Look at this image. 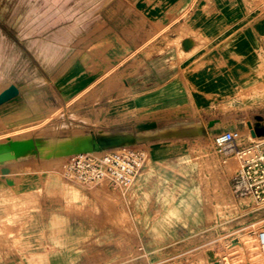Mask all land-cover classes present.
Masks as SVG:
<instances>
[{
	"label": "rangeland",
	"instance_id": "374dc122",
	"mask_svg": "<svg viewBox=\"0 0 264 264\" xmlns=\"http://www.w3.org/2000/svg\"><path fill=\"white\" fill-rule=\"evenodd\" d=\"M104 6L95 4L94 12H106ZM85 11L86 0H0V92L12 84L22 90L0 107V177L11 178L16 192L38 190L33 198L44 196L64 211L62 243L46 246L45 259L32 264H53L50 255L60 256L56 264H209L207 250H221L218 264H264L258 235L264 207L235 195L239 160L218 153L214 142L225 130L247 137L249 123L264 127V1L253 34L245 37L244 30L223 38L219 55L231 82L225 85L213 82V67L188 66L204 60L212 66L218 54L184 53L183 27L176 40L160 32L143 37L142 52L127 54L121 64L96 59L93 69L76 72L74 61L87 58L86 29L84 22L77 28L73 18L80 22ZM73 46L83 50L73 53ZM140 94L143 100L136 102ZM139 104L146 108L136 112ZM156 138L188 145L157 161L148 149ZM95 144L102 151L127 144L147 149L146 166L130 188L81 184L67 175L68 157L93 151ZM218 172L222 181L214 177ZM181 173L212 177L171 180V174ZM1 185L7 187L5 181ZM173 185L198 191L221 187L218 233L203 237L192 228L182 241L165 243L155 206L166 205ZM189 200H196L194 193ZM231 220L240 223L230 227ZM234 239L239 241L232 244Z\"/></svg>",
	"mask_w": 264,
	"mask_h": 264
},
{
	"label": "crops",
	"instance_id": "0c3cea01",
	"mask_svg": "<svg viewBox=\"0 0 264 264\" xmlns=\"http://www.w3.org/2000/svg\"><path fill=\"white\" fill-rule=\"evenodd\" d=\"M263 1L86 0L84 19L78 22L77 19L73 18V21H76L75 26L77 28L82 27V22L85 24L86 44L84 51L87 53V58L84 61H74L73 70L88 72L95 67L94 60L96 59L101 60L102 63L116 61L121 64L126 61L127 54L142 52L143 37L164 35L169 40H176L179 38V32L183 27L187 29L185 30L187 32L180 38L179 42L184 53L218 54L214 57L212 66L206 64L205 60L203 62L198 61V64L192 66L188 64V66L197 69L213 67L215 69L213 82L219 85L230 84L229 78L224 76L222 71L223 68H228L226 60L219 55L222 51V42L226 37L238 32L243 35L244 30L246 31L245 37L248 36V32L253 34V23L261 14L260 6L263 5ZM99 2L105 4L104 8L107 6L106 12H94V6ZM115 4L118 6L117 9L111 7ZM119 6L122 7L121 10ZM6 17L9 18L8 15ZM10 19H14V17L11 15ZM164 26L166 29L163 28ZM158 32L161 34L159 35ZM82 50L73 46V53ZM75 56L73 54V59ZM183 64L184 62L180 66L182 67ZM200 81L198 80V84ZM14 85L19 89L18 95L4 102L0 107L21 95V88L17 84ZM179 89L181 91V88ZM149 99L152 101V96ZM134 100L141 102L143 100L142 94L136 96ZM143 108H146L143 104L135 107L136 112ZM160 131L166 132L164 130L152 132ZM150 143L149 155L154 160L157 158V161L158 158L168 160L170 155L174 157L179 153V150L187 148V142L170 138H156ZM220 154L226 156L223 153ZM171 176L174 177L171 180H175V177L178 180L193 178L199 180L201 177L202 179L212 177L199 173L195 175L181 173L177 176L171 174ZM214 177L219 181L223 180L221 172L215 174ZM3 181L7 187L1 185ZM0 186H2L0 187V264H32L31 260L33 259L42 258L44 260L47 254L46 246L62 243L60 230L62 214L64 213L63 206L61 204H47L44 196L33 198L31 192L38 190L16 192L13 189L15 182L11 178L0 177ZM228 192L229 195L230 191ZM191 193H194L196 197L192 203L189 200ZM31 197L37 199L38 203L31 201ZM221 197L220 186L208 191L204 188L199 191L189 190L175 185L169 187L166 191V205L157 204L155 206L157 227L166 230L167 240L165 243L174 245L182 241L187 238L185 235L190 233L192 228H196L197 233H202L203 237L206 232L209 234L218 233L222 225V217L219 211ZM4 198L5 204L2 201ZM234 217L232 218L234 219ZM77 219L74 217V220L78 221ZM207 222L209 224L212 222L213 226L207 227ZM239 223L231 220L230 227H235ZM50 229H53L54 235L56 233L58 235L52 236ZM57 251H59L57 253H61L60 250ZM48 258L53 261V264L61 260L60 256L50 255Z\"/></svg>",
	"mask_w": 264,
	"mask_h": 264
},
{
	"label": "built area",
	"instance_id": "2783aa9c",
	"mask_svg": "<svg viewBox=\"0 0 264 264\" xmlns=\"http://www.w3.org/2000/svg\"><path fill=\"white\" fill-rule=\"evenodd\" d=\"M255 127L249 123L248 136L237 129L225 130L215 139L218 153L236 156L240 167L233 176L236 196L264 207V135L252 136ZM148 151L137 145H122L108 150H93L68 157L65 170L73 180L86 185L107 183L126 190L140 177L146 166ZM264 237V224L258 233Z\"/></svg>",
	"mask_w": 264,
	"mask_h": 264
},
{
	"label": "water",
	"instance_id": "95a60500",
	"mask_svg": "<svg viewBox=\"0 0 264 264\" xmlns=\"http://www.w3.org/2000/svg\"><path fill=\"white\" fill-rule=\"evenodd\" d=\"M19 93V89L16 85L12 84L10 86H8L7 88H5L2 92H0V105L3 104L4 102L14 98L15 96H17ZM252 136H263L264 135V127H255L252 131H251ZM111 147V146H109ZM94 149L95 150H101V146H99L98 144L94 145ZM84 152V151H81ZM79 153V152H77ZM8 169H4L3 172L7 173ZM239 240L238 239H234L232 240V244H236ZM207 257H208V261L209 264H218L219 262V258L221 255V250H207L206 251Z\"/></svg>",
	"mask_w": 264,
	"mask_h": 264
},
{
	"label": "bare ground",
	"instance_id": "6f19581e",
	"mask_svg": "<svg viewBox=\"0 0 264 264\" xmlns=\"http://www.w3.org/2000/svg\"><path fill=\"white\" fill-rule=\"evenodd\" d=\"M259 239H260L261 247H262L263 250H264V237L260 236ZM225 259L227 260V257H226ZM260 259H261V258H260ZM228 261H229V260H228Z\"/></svg>",
	"mask_w": 264,
	"mask_h": 264
}]
</instances>
